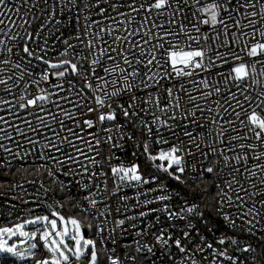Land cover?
Wrapping results in <instances>:
<instances>
[{
    "label": "snow or ice",
    "instance_id": "1",
    "mask_svg": "<svg viewBox=\"0 0 264 264\" xmlns=\"http://www.w3.org/2000/svg\"><path fill=\"white\" fill-rule=\"evenodd\" d=\"M57 43L63 45L59 51ZM45 104L57 112L36 119L49 128L45 121L51 119L66 134L46 138L41 158L59 165L65 176L80 177L86 204L73 203L91 222L52 211V218L0 228V255L25 258L2 238L19 234L36 241L31 249L43 242L44 254L35 264H101L102 252L108 254L105 264H176L178 258L182 264H264V0H0V110L18 118L12 108L44 112ZM0 123L13 127L4 116ZM25 124L37 131L31 121ZM0 133V141L12 139L6 128ZM156 144L168 148L154 152ZM129 146L133 158L143 155L157 172L191 189L179 211L164 202L181 193H168L161 182L139 193H165L137 199L133 208L144 210L119 219L112 215L105 194L116 197L125 186L163 180L138 163H119L117 153ZM0 149L19 156L2 142ZM42 168L54 176L47 165L37 171ZM66 187L61 182L60 190ZM154 203L161 207H149ZM158 212L183 220L186 230L177 237L144 223ZM214 216L231 231L208 242L204 233L221 231ZM26 225L42 229L24 231ZM85 226L98 237L99 249L97 239L84 235ZM129 228L137 239L121 257L104 241L116 245V236ZM237 229L249 242H242Z\"/></svg>",
    "mask_w": 264,
    "mask_h": 264
},
{
    "label": "built area",
    "instance_id": "2",
    "mask_svg": "<svg viewBox=\"0 0 264 264\" xmlns=\"http://www.w3.org/2000/svg\"><path fill=\"white\" fill-rule=\"evenodd\" d=\"M139 17L137 21H139ZM135 25H133L134 27ZM111 43V38L106 37ZM75 42V41H73ZM57 51L63 48V45L60 43L56 44ZM49 58L55 59L56 53H50ZM187 79V78H186ZM195 79H199L196 77ZM210 80L214 82L219 80L218 76L209 77ZM44 87H48L47 85H42ZM220 87H224L223 81H220ZM67 87V86H65ZM186 88L191 89L193 94H197L196 87L192 84H186ZM255 93L260 91L259 87L254 86ZM51 90V89H50ZM33 95H35V90L30 89ZM67 93H61V95H65ZM16 95H19V92H16ZM72 99H75V94H71ZM5 99H11L12 97H4ZM55 99V97H53ZM185 103L187 100L185 98ZM221 102L222 99H221ZM62 107L75 112V109L71 104L65 103L64 101L60 102ZM44 112H35L29 109L28 112L23 110H19L17 108H12L11 112H15L18 114L17 117H13L10 115L9 111L6 109L0 110V116H4L9 120V123L13 125V127H8L0 123V128H6L7 133L12 137L11 140H3L0 141L4 143L7 147L11 148L14 153H18V157H14L12 154L5 153L2 149H0V226L5 224H12L14 222L43 214H51L52 211H61L64 208L63 199L61 198V194H64L71 198L73 201H79L80 203L86 204L84 201V197L88 195V191L84 190L77 181L80 177H69L65 176L62 173V169L59 165H56L51 160L42 159L41 154L46 150L43 148V145L47 142L46 138L54 139V132L60 131L61 135H65L66 133L61 131L56 122L47 119L45 124L50 125L49 127H45L42 125L37 119L36 116H46L49 112H57V109L50 105H44ZM32 113V114H29ZM79 115V114H77ZM59 119H65V122L69 126L72 125V122L66 120L65 117L60 115ZM31 121L32 126L37 128V131H32V128L25 124V121ZM18 126L19 132L14 131V127ZM193 131H199L198 129H193ZM20 132H23L24 135H20ZM3 135V133H0ZM165 137L170 142H175V138L165 133ZM33 141L35 143H31ZM58 142V141H57ZM82 146V145H81ZM167 144H156L153 146V151L158 152L161 149H167ZM69 151H71L69 149ZM133 151L132 147H127L124 151L118 152L119 163L129 164L132 162L140 163L139 161L145 159L143 155L137 156L133 158L131 156V152ZM137 151H140L137 149ZM47 155L56 156L58 158H63L60 153L54 151H47ZM23 157V159L19 158ZM189 159V158H186ZM6 161H10V164H5ZM147 161V160H146ZM152 167L155 169V166ZM112 163L115 165L118 161L114 158ZM40 165H47L48 169H51L54 172V176H49L45 169H40L37 171V168ZM67 165H65V168ZM142 169V168H141ZM144 172V170L142 169ZM156 175L158 177L163 178L162 181H157L156 183H152L150 185L143 186H125L123 190L116 197H111L107 194L104 195V198L108 201L111 209L113 210L112 215L116 218H123L125 215H133L135 212L140 210H144L143 208L134 209L133 205L136 203V200L139 199L143 201L145 199H153L157 195L165 194L159 191H151L148 194L140 195L141 191L147 190L149 188L156 189L158 184L163 182L167 185L168 193L179 191L181 193L180 196H174L171 201H166L164 203H168L171 210L179 211L180 208L184 206L185 199V191H191V189H182L181 186H178L175 181L167 178L166 174L163 172H157L155 170L154 173H150ZM223 178V177H222ZM247 179V177H245ZM86 181V177H85ZM63 182L67 185L64 191L60 190V184ZM90 191L96 192V189H90ZM101 193L97 192V195L94 198L99 199ZM127 196L128 199L126 201L122 200V196ZM57 203L63 204V208L57 207ZM152 208H159L161 205L159 203H154L149 205ZM119 208L120 212L116 213V209ZM228 210V209H226ZM233 213H235V209H232ZM86 215V214H85ZM159 215L160 220L157 222L155 220V216ZM91 220V218H89ZM137 225L140 224V221H135ZM144 223L155 225V227L166 229L172 232L175 236L179 237L181 232L186 230L184 228V221L179 219L169 220L165 213L158 212L153 213L149 217L144 218ZM218 224V223H217ZM175 225L176 227H172ZM221 231L204 233L208 242H213L219 238L222 232H230L231 230L225 227H222V222L220 221ZM236 234L240 236L242 242H249L247 240L246 234L241 233L239 229L236 230ZM97 243L100 246V241L98 237H96ZM117 244L113 245L110 240L105 238L104 243L106 244L108 249L115 248V251L121 257L128 251H130L129 245H131L134 239H137L135 233L129 228L127 233L119 234L116 236ZM151 240V237L148 238ZM231 251V249H229ZM173 253L176 252L175 248L172 249ZM104 253V252H103ZM107 258V253H104ZM179 256V254H177ZM197 260H200V254L197 253ZM32 262V261H31ZM0 264H29L26 261L19 260L16 257L8 256V255H0ZM157 264H160V261H157ZM176 264H182V262L177 259ZM224 264H227L225 261Z\"/></svg>",
    "mask_w": 264,
    "mask_h": 264
},
{
    "label": "rangeland",
    "instance_id": "3",
    "mask_svg": "<svg viewBox=\"0 0 264 264\" xmlns=\"http://www.w3.org/2000/svg\"><path fill=\"white\" fill-rule=\"evenodd\" d=\"M45 215H47L50 218H52L51 217V214H48V213L47 214H43V215H38V216H45ZM35 217L36 216L29 217V218H26V219H23V220L14 222L12 224H5L3 226H0V228H5V227H13V228H15V225L16 224L23 223L25 220H28V219H35ZM65 217H67V216H65ZM69 217H73V216H69ZM69 227H71V226L69 225ZM38 228H41L42 229V226L41 225H26L23 230L24 231H28V232H32V231H36ZM85 236H86V238H95L93 236V234H91V235H85ZM2 238L5 239V240H8V242H9L10 245L13 244V243L16 244L17 249L19 251L24 252L25 258L24 259H19L18 258L19 260H27V261L28 260H31L32 262H34L33 264H35V261L41 259L42 256H43V254H44V250L42 248V243L43 242H40V246H38L37 249H31L30 248V244L31 243H35L36 241H30V240H28V238L22 237L19 234H17L16 236H12L11 238H9V236L7 234H5ZM30 253H34V256L33 255H30ZM4 255H6V254H4ZM84 264H87V263H84Z\"/></svg>",
    "mask_w": 264,
    "mask_h": 264
},
{
    "label": "trees",
    "instance_id": "4",
    "mask_svg": "<svg viewBox=\"0 0 264 264\" xmlns=\"http://www.w3.org/2000/svg\"><path fill=\"white\" fill-rule=\"evenodd\" d=\"M139 165L141 166V168L144 170V172L146 173H154L155 169L152 167V165L150 163H148L146 160L142 159L139 161ZM197 186L195 184L191 185V188H196ZM200 187H203V185H200ZM210 191L214 192V189H210ZM61 198L63 199V203H64V208L60 211L63 215L69 217V216H73L76 218H80L84 220V224L87 225L88 223L91 222V220L89 218L85 219L84 217L86 216L85 214L81 213L78 210V207L76 206V204L73 203V200L71 198H69L68 196L61 194ZM210 200V197H209ZM214 222L220 224V221L214 216L213 217ZM85 229H87V234L86 235H91L93 234L92 231H89L88 228L85 226ZM96 238V237H95ZM99 244H98V249H99ZM106 256L104 255V253H101V264H105L106 261ZM28 262L29 264H33L34 262H31V260H23ZM87 263L86 261L83 262Z\"/></svg>",
    "mask_w": 264,
    "mask_h": 264
},
{
    "label": "water",
    "instance_id": "5",
    "mask_svg": "<svg viewBox=\"0 0 264 264\" xmlns=\"http://www.w3.org/2000/svg\"><path fill=\"white\" fill-rule=\"evenodd\" d=\"M84 234L86 235L87 234V229L84 228Z\"/></svg>",
    "mask_w": 264,
    "mask_h": 264
}]
</instances>
